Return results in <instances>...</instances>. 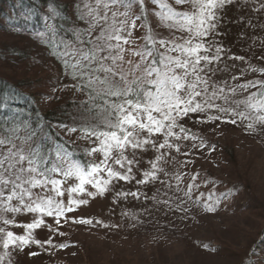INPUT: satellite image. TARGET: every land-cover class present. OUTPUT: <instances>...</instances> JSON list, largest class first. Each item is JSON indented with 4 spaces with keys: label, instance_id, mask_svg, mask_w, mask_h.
Masks as SVG:
<instances>
[{
    "label": "snow or ice",
    "instance_id": "snow-or-ice-1",
    "mask_svg": "<svg viewBox=\"0 0 264 264\" xmlns=\"http://www.w3.org/2000/svg\"><path fill=\"white\" fill-rule=\"evenodd\" d=\"M148 3L78 0L76 22L66 29L58 23L57 7L50 4L46 10L47 30L35 35L75 82L73 89L86 96L82 105L77 104L78 119L72 126L63 121L58 126L80 132L91 145L85 155L92 158L99 154L100 159L85 162L74 158L69 146L56 141L50 147L34 144L30 124L20 121L24 126L21 136L14 121H0V264H12V250L54 246L51 237L36 239L38 230L63 235L62 222L92 224L91 219L70 214L113 191L117 183L160 182L173 189L171 183L160 179L167 175L163 165L173 159V152L190 156L189 141L193 149L214 150L182 121L243 124L250 133L264 130V79L259 78L264 77V67H254L245 57L230 54L216 39L225 8L236 0H174L175 5L187 6L183 11L168 0H150L158 10L150 9ZM150 15L164 24L168 36L155 32ZM140 28L145 29L142 44L134 37ZM226 59L246 66L228 79H214L217 72L229 71ZM249 73L256 76L245 79ZM9 100L0 95V110L10 107ZM148 151L155 156L141 171L138 154ZM187 163L190 161H184ZM185 175L170 176L169 180L176 181L175 198L157 203L187 211L183 206L191 202L215 212L220 198L199 192L198 173L181 188ZM197 193L199 199L194 198ZM114 195L116 200L129 196L147 199L139 190ZM22 215H30L31 220L18 221L16 217ZM14 228L24 231L18 233Z\"/></svg>",
    "mask_w": 264,
    "mask_h": 264
},
{
    "label": "rangeland",
    "instance_id": "rangeland-1",
    "mask_svg": "<svg viewBox=\"0 0 264 264\" xmlns=\"http://www.w3.org/2000/svg\"><path fill=\"white\" fill-rule=\"evenodd\" d=\"M168 2L177 10L187 9V6L175 5L174 0ZM261 4L264 0H236L227 6L216 37L230 54L245 57L254 67H264V8ZM148 7L158 10L150 0ZM149 23L155 32L169 35L158 18L150 15ZM144 34L143 28L134 31L138 43H143ZM224 63L228 64L229 71L217 72L214 79H228L246 66L245 62L227 59ZM255 76L249 73L245 79ZM182 123L214 146V150L193 149L189 141L190 156L173 152V159L163 165L167 175L160 177L171 183L173 189L160 182L117 183L113 191L89 200L70 214L91 219L92 224L62 222L63 235L38 230L35 238L43 241L51 237L54 246L31 245L22 251L12 250L13 264H264V248L256 255L249 254L252 239L264 228V130L250 133L243 124H194L191 120ZM138 156L142 171L155 153L148 151ZM186 160L190 163L184 164ZM176 173H187L181 188H186L190 177L198 173L199 192L205 196L211 192L220 198L216 211L208 212L191 202L183 206L187 211L157 203L167 197L175 198L176 181L169 177ZM136 178H140L139 172ZM137 190L147 199L129 196L116 200L114 195L118 191ZM194 198L199 199V193ZM16 219L28 222L31 216ZM48 223L56 227L50 218ZM61 244L67 247L61 248ZM33 252L37 254L31 255Z\"/></svg>",
    "mask_w": 264,
    "mask_h": 264
},
{
    "label": "trees",
    "instance_id": "trees-1",
    "mask_svg": "<svg viewBox=\"0 0 264 264\" xmlns=\"http://www.w3.org/2000/svg\"><path fill=\"white\" fill-rule=\"evenodd\" d=\"M77 2L0 0V95L10 98V107L0 110V121H14L20 126L21 136L24 135V126L20 121H24L34 130V144L50 147L56 141L69 146L74 158L85 162L88 159L98 161L99 154L92 158L85 155L91 145L81 138L80 132H67L58 126L62 121L72 126V122L78 119L77 104L82 105L86 96L73 89L75 82L65 74L50 48L35 35L47 30L45 12L50 4L60 12L58 23L61 28H69L76 22ZM80 26L84 25L81 23ZM12 230L24 231L23 228ZM263 248L264 228L252 239L249 254L256 255ZM11 261L13 264L14 260Z\"/></svg>",
    "mask_w": 264,
    "mask_h": 264
}]
</instances>
